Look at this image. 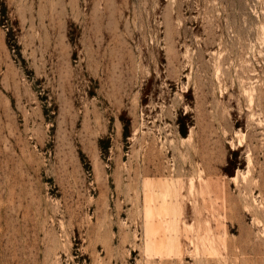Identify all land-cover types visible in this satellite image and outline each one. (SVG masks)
<instances>
[{
	"label": "rangeland",
	"instance_id": "obj_1",
	"mask_svg": "<svg viewBox=\"0 0 264 264\" xmlns=\"http://www.w3.org/2000/svg\"><path fill=\"white\" fill-rule=\"evenodd\" d=\"M263 210L264 0H0V264H264Z\"/></svg>",
	"mask_w": 264,
	"mask_h": 264
},
{
	"label": "bare ground",
	"instance_id": "obj_2",
	"mask_svg": "<svg viewBox=\"0 0 264 264\" xmlns=\"http://www.w3.org/2000/svg\"><path fill=\"white\" fill-rule=\"evenodd\" d=\"M259 106H260V105H259ZM257 107H258V106H257ZM147 134H148V133H147ZM149 134H150V133H149ZM152 137H153V136H152ZM192 137H193V136H192ZM192 137H190V138H192ZM155 139H157V138H155ZM155 139H154V140H155ZM190 140L192 141V139H190ZM159 141H160V140H159ZM191 141H190V142H191ZM154 142H155V141H154ZM154 142H153V143H154ZM184 142H186V140H185ZM188 142H189V141H188ZM182 143H183V142H182ZM191 144H192V143H191ZM161 145H162V144H161ZM185 145H186V144H185ZM189 145H190V144H189ZM161 147H162V146H161ZM163 147H164V146H163ZM163 147H162V150H164ZM143 148H144V147H143ZM185 149H186V148H185ZM144 150H145V149H144ZM187 150H188V149H187ZM186 155H187V154H186ZM165 161H166V160H165ZM172 166H173V164H172ZM201 174H202V173H201ZM205 182H206V181H205ZM189 184H190V183H189ZM194 187H195V184H194L193 181H192V183L190 184V189H191V191L189 192V190H188V193H189L190 195L193 193V191H194ZM188 189H189V188H188ZM189 194H188V196H189ZM259 194H260V193H259ZM184 195H185V194H184ZM182 196H183V195H182ZM186 196H187V195H186ZM191 196H192V195H191ZM192 197H193V196H192ZM179 198H180V197H179ZM193 200H194V199H193ZM182 201H183V200H182ZM182 201H181V202H182ZM252 208H253V207H252ZM256 209H257V208H256ZM263 211H264V210H263ZM257 215H258V214H257ZM260 215H261V214H260ZM260 217H261V216H260ZM260 217H259V218H260ZM257 218H258V217H257ZM257 218H256V219H257ZM259 218H258V220H259ZM262 221H263V220H262ZM263 222H264V221H263ZM257 223H258V221H257ZM258 224H259V223H258ZM262 224H264V223H262ZM190 227H191V226H190ZM190 227H189V228H190ZM263 227H264V226H263ZM189 228H188V229H189ZM191 229H192V227H191ZM191 229H190V230H191ZM262 230H263V229H262ZM194 232H195V231H194ZM258 232H259V231H258ZM198 238H199V237H198Z\"/></svg>",
	"mask_w": 264,
	"mask_h": 264
}]
</instances>
